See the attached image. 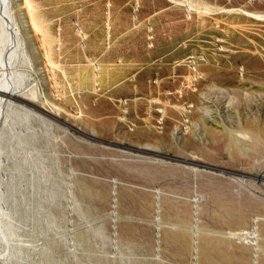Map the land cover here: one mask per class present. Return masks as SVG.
Segmentation results:
<instances>
[{"label":"rangeland","instance_id":"374dc122","mask_svg":"<svg viewBox=\"0 0 264 264\" xmlns=\"http://www.w3.org/2000/svg\"><path fill=\"white\" fill-rule=\"evenodd\" d=\"M33 1L55 65L42 33L28 31L24 84L39 106L45 96L67 114L46 115L47 130L30 120L12 137L50 174L40 196L55 184L39 221L50 227L30 218L14 227L19 264H264L263 27L236 9L261 15L264 0H194L204 8L190 15L183 0ZM218 36L225 54L213 51ZM201 49L203 77L190 92L182 62ZM119 100L131 130L118 121ZM186 104L187 134L174 138Z\"/></svg>","mask_w":264,"mask_h":264},{"label":"bare ground","instance_id":"6f19581e","mask_svg":"<svg viewBox=\"0 0 264 264\" xmlns=\"http://www.w3.org/2000/svg\"><path fill=\"white\" fill-rule=\"evenodd\" d=\"M183 2L190 10L201 12L200 9L204 8L194 0H183ZM136 4H138L137 1ZM236 9L246 16L260 17L255 12ZM42 19L38 6L33 0H0V264H19L18 246L11 243L14 240L15 226L22 225L25 219L30 218L36 220V225L42 229L50 227V223L39 221L47 220L50 215L49 202L53 197L55 189L52 186L55 184L52 182L50 187H46L50 194L40 196L41 183L51 182L50 174L36 172L39 164L35 148L12 146V137L21 138L26 135L28 129L33 128L30 120L38 121L47 130L53 126L49 120L50 117L47 118L48 114L56 116L59 112L66 113L65 109L45 96L43 99L47 108L39 106L37 103L40 97L34 85L24 84L26 66L29 64L26 41L28 31L42 33L46 45L43 52L45 60L50 66L55 65L51 60V43L47 38V30H44ZM77 31L81 37H84L79 25ZM188 62L189 55L182 64L186 65ZM33 106H39L43 114L35 110ZM124 119H126V112H119L118 120ZM162 127L159 126V129ZM188 128L187 116L181 117L174 129V138L186 135ZM128 129L131 130L133 127ZM5 137L9 138L5 139ZM23 142L27 143L25 140ZM22 181L29 184V191L20 192V197L17 198V188ZM246 235V233L242 234L243 237ZM45 260H51V258Z\"/></svg>","mask_w":264,"mask_h":264},{"label":"built area","instance_id":"2783aa9c","mask_svg":"<svg viewBox=\"0 0 264 264\" xmlns=\"http://www.w3.org/2000/svg\"><path fill=\"white\" fill-rule=\"evenodd\" d=\"M215 4H217L219 1H222L223 4L230 5L233 0H212ZM256 0H246L247 4H252ZM187 14H191V10L187 8L186 10ZM258 21L262 22V46H261V56L262 60L264 61V13L260 15V17L257 19ZM151 29L148 30V33H150ZM152 36L148 35V40H151ZM213 51L217 55L225 54L230 50V44L229 42L222 36L216 37L213 42ZM207 54L204 49H201L193 54H189V62L186 65H183L186 68L187 76L185 79V83L182 85V88H187L190 92H193V88L196 87V84L199 82L200 79H202V65L206 62ZM97 70V69H96ZM241 70V75H242ZM100 90V87L98 84H96V92ZM118 107L119 112H126V118L128 113V106H127V100H119L118 101ZM164 106H157L155 111L157 118L155 120L156 128L159 129V126H163L164 124ZM190 112V104H186L183 107L182 110V118L186 117ZM120 123H127L128 127H133V123L127 122V119L124 120H118Z\"/></svg>","mask_w":264,"mask_h":264},{"label":"water","instance_id":"95a60500","mask_svg":"<svg viewBox=\"0 0 264 264\" xmlns=\"http://www.w3.org/2000/svg\"><path fill=\"white\" fill-rule=\"evenodd\" d=\"M49 116V115H48ZM52 119H54L52 116H50ZM86 138L90 139V140H94L96 142H99L101 144H105V145H110V146H115V147H119V148H124V146L118 145V144H114L111 142H106V141H102V140H95L94 138L90 137V136H86L84 135ZM180 162H185L184 160H180Z\"/></svg>","mask_w":264,"mask_h":264}]
</instances>
